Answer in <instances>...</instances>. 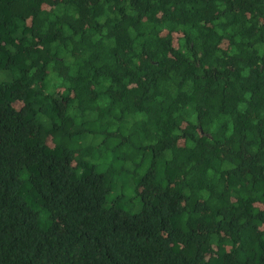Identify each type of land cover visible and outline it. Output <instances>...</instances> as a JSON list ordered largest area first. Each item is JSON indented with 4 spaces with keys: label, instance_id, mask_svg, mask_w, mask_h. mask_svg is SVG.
Segmentation results:
<instances>
[{
    "label": "trees",
    "instance_id": "trees-1",
    "mask_svg": "<svg viewBox=\"0 0 264 264\" xmlns=\"http://www.w3.org/2000/svg\"><path fill=\"white\" fill-rule=\"evenodd\" d=\"M0 264H264V0H0Z\"/></svg>",
    "mask_w": 264,
    "mask_h": 264
}]
</instances>
